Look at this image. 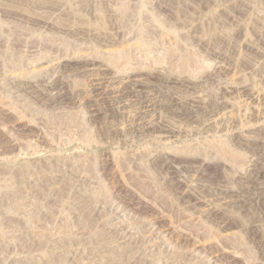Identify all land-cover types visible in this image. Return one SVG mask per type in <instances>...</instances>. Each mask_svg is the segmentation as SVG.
I'll list each match as a JSON object with an SVG mask.
<instances>
[{
  "label": "rangeland",
  "instance_id": "rangeland-1",
  "mask_svg": "<svg viewBox=\"0 0 264 264\" xmlns=\"http://www.w3.org/2000/svg\"><path fill=\"white\" fill-rule=\"evenodd\" d=\"M263 150L264 0H0V264H264Z\"/></svg>",
  "mask_w": 264,
  "mask_h": 264
},
{
  "label": "bare ground",
  "instance_id": "bare-ground-1",
  "mask_svg": "<svg viewBox=\"0 0 264 264\" xmlns=\"http://www.w3.org/2000/svg\"><path fill=\"white\" fill-rule=\"evenodd\" d=\"M72 12V11H71ZM75 13V12H74ZM169 32H171V35H172V30L171 31H169ZM174 32V31H173ZM125 56H127V55H125ZM124 56V58H125V60H126V57ZM129 56V55H128ZM188 57V56H187ZM191 57H193V56H190L189 58H186L184 61H186L187 60V62H189L188 64H192V62H195V61H192V60H194V58L192 59ZM127 59H128V57H127ZM189 59V60H188ZM192 59V60H191ZM120 60H122V59H120ZM119 60V58H116L115 59V61H114V65H115V67L117 66H120L121 64H123V65H125V62L123 63V60H122V63H121V61ZM183 61V66L185 67V63L186 62H184ZM90 63H92V61L90 62ZM93 64V63H92ZM194 64V63H193ZM94 65V64H93ZM187 65V64H186ZM195 65V64H194ZM188 66H190V65H188ZM121 67V66H120ZM124 67V66H123ZM187 67V66H186ZM119 68V67H118ZM120 69V68H119ZM187 69V68H186ZM189 69V68H188ZM190 70V69H189ZM52 81V80H51ZM23 82H25V81H23ZM23 82H20V83H23ZM177 82V81H176ZM32 83V82H31ZM169 83V82H168ZM183 83V82H182ZM52 84V83H51ZM183 84H185V83H183ZM188 84V83H187ZM47 85H48V83H47ZM54 85V87L55 88H53L54 90L56 89L57 90V92H56V94L55 95H47V96H45L43 99L44 100H46L47 102H55V101H57L58 99H61V100H69L70 101V98H72L71 97V95H69L67 92H65L66 94H68V95H66L62 90L64 89V84H63V82L61 81V82H57V83H54L53 84ZM21 86H23L24 88H25V90L27 91V92H30V93H37L38 92V90L36 89V88H34L32 85H28V83H23ZM126 87H125V89L123 88V86H122V88L124 89L123 90V95L125 96V95H127V96H130V95H133L134 94V92H135V89H136V87L138 88H141V86H140V84H137L136 86H130V88L128 87V85H125ZM172 86V85H171ZM38 87V86H37ZM47 87V86H46ZM51 87V86H50ZM144 87V86H143ZM48 88H49V86H48ZM47 88V89H48ZM122 88H120V89H122ZM46 89V90H47ZM68 89V88H67ZM173 90V89H172ZM170 91V90H169ZM120 92H121V90H120ZM166 92V91H165ZM50 93V92H49ZM71 94V93H70ZM80 94V93H79ZM36 95V94H35ZM216 95V94H215ZM34 96V95H33ZM41 96V95H40ZM101 97V96H100ZM35 98V97H34ZM41 98H42V96H41ZM38 99V98H37ZM110 99V98H109ZM135 99V98H134ZM177 99V98H176ZM179 99V98H178ZM173 101V100H172ZM180 101H181V99H180ZM179 101V102H180ZM188 101V100H187ZM161 102V101H160ZM178 102V103H179ZM186 102V101H185ZM172 103H174V102H172ZM43 104H44V101H43ZM67 104V103H66ZM104 104V103H103ZM157 104V102L155 101V102H150V106L152 107V106H155ZM163 104V103H162ZM181 104H183V103H181ZM189 105L190 104H194L193 102L192 103H188ZM187 104V105H188ZM198 104V103H197ZM169 105H171V103H169ZM176 105V104H175ZM162 106V105H161ZM163 106H164V104H163ZM172 107H173V105H171ZM177 106H179V105H177ZM180 106H182V105H180ZM185 106V105H184ZM184 106H182V107H184ZM191 106V105H190ZM108 107V106H107ZM168 107V106H167ZM192 107V106H191ZM111 108V107H110ZM146 108V107H145ZM154 108H156V107H154ZM186 108H187V106H186ZM189 108V107H188ZM187 108V109H188ZM143 109V108H142ZM150 109V108H149ZM175 109V108H174ZM173 109V110H174ZM185 109V108H184ZM190 109V108H189ZM219 109V108H218ZM148 110V109H147ZM180 110H181V107H180ZM194 110V109H193ZM108 112V111H107ZM184 112V111H183ZM182 112V113H183ZM186 113H188L187 111H186ZM185 113V114H186ZM187 115V114H186ZM189 115V114H188ZM258 139V138H257ZM258 145H259V143H258ZM261 149V148H260ZM226 150V149H225ZM227 151V150H226ZM264 151V150H263ZM233 156L235 155V154H232ZM233 156H231V157H233ZM236 156V157H235ZM234 156V158H237V157H239V156H237V155H235ZM260 156V155H259ZM262 156V155H261ZM240 158V157H239ZM238 158V159H239ZM236 162V161H235ZM252 175V174H251ZM250 184V183H249ZM215 188V187H214ZM227 189V188H226ZM229 190V189H228ZM227 190V191H228ZM223 193V192H222ZM226 193V192H225ZM224 193V194H225ZM238 200V199H237ZM237 202V201H236ZM236 206V205H235ZM241 207H243V206H241Z\"/></svg>",
  "mask_w": 264,
  "mask_h": 264
}]
</instances>
